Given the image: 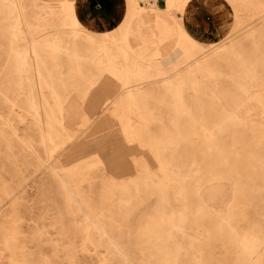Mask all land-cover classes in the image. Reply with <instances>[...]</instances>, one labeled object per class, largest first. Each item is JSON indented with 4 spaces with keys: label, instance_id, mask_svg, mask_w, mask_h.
I'll list each match as a JSON object with an SVG mask.
<instances>
[{
    "label": "rangeland",
    "instance_id": "obj_1",
    "mask_svg": "<svg viewBox=\"0 0 264 264\" xmlns=\"http://www.w3.org/2000/svg\"><path fill=\"white\" fill-rule=\"evenodd\" d=\"M251 1L225 0L215 30L219 9L191 14L221 35L154 54L157 18L97 34L67 0H0V264H264ZM103 132L119 146L96 152ZM86 140L88 160L70 159Z\"/></svg>",
    "mask_w": 264,
    "mask_h": 264
},
{
    "label": "crops",
    "instance_id": "obj_2",
    "mask_svg": "<svg viewBox=\"0 0 264 264\" xmlns=\"http://www.w3.org/2000/svg\"><path fill=\"white\" fill-rule=\"evenodd\" d=\"M71 2V11L75 16L77 24L81 28L92 33H107L119 27V31L125 34L131 28L137 25H147L149 20L157 18L158 22L166 29L165 39L162 41L164 31L161 30L159 37L155 39L156 51H165L174 45V41L178 37L189 38L192 42V48L204 44L207 40H213V36L217 33L216 37L221 35L218 31L213 34L210 32L207 36L203 31V21L199 22L196 18H192L191 14L202 10L204 7L210 9H219L225 4V0H134V8L139 15L135 17L132 13L128 14L129 3L131 0H67ZM246 1V0H245ZM251 1V0H250ZM252 4L257 8L253 12L264 11V5L258 0H252ZM249 2H247L248 4ZM180 7V8H179ZM224 15V17H222ZM222 21L215 24V17ZM228 19V10H216L210 16V28L215 30L222 23ZM182 26V27H181ZM132 44H136V40L132 39ZM161 43V44H160ZM158 44L159 47L157 46Z\"/></svg>",
    "mask_w": 264,
    "mask_h": 264
},
{
    "label": "bare ground",
    "instance_id": "obj_3",
    "mask_svg": "<svg viewBox=\"0 0 264 264\" xmlns=\"http://www.w3.org/2000/svg\"><path fill=\"white\" fill-rule=\"evenodd\" d=\"M14 1V0H13ZM43 1V0H42ZM55 1V0H54ZM59 1V0H58ZM54 3V2H53ZM26 6V5H25ZM66 5H63V7H65ZM19 7V6H18ZM23 7V6H22ZM67 11H70L71 12V2H68V4H67ZM180 8V7H179ZM72 16V15H71ZM77 27V26H76ZM23 30V29H22ZM120 33L123 35V33H122V31H120ZM124 36V35H123ZM120 39V38H119ZM185 41L187 42V43H191V42H189V38L187 39H185ZM191 41V40H190ZM121 46V45H120ZM119 47V46H118ZM121 49H122V47H121ZM124 69V68H123ZM167 80V79H166ZM90 119V118H89ZM78 123H79V121H78ZM81 124V123H80ZM106 126V125H105ZM63 127V126H62ZM120 130V129H119ZM69 131V130H68ZM97 133V132H96ZM93 134H95V133H93ZM101 136V137H100ZM108 136V137H107ZM44 137H45V135H44ZM99 139H95V142H93L94 143V146H95V148H97L98 150H100V151H97V150H95L96 152H102V150H103V148H104V145H105V143H107L106 142V138H108L109 140H110V142L113 144V146H115V147H117V146H119L118 145V143H117V141L111 136V135H109V133H107V132H103L101 135H99ZM68 139L69 140H73V139H71V137H68ZM89 140V139H88ZM88 140H86L83 144H80L79 146H78V148L76 147L75 148V150H74V152L69 156V158L70 159H75V160H77V161H79V162H84V160H88V158L90 157V154H89V152L87 151V147L90 145V143H92V142H90V143H87V141ZM72 142V141H71ZM94 152H92L91 154H93ZM123 158V160H125L124 159V157H122ZM131 159V158H130ZM129 160V159H128Z\"/></svg>",
    "mask_w": 264,
    "mask_h": 264
}]
</instances>
